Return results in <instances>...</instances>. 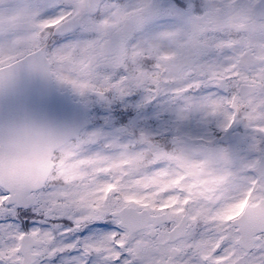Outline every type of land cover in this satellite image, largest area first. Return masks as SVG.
<instances>
[{
  "label": "snow or ice",
  "instance_id": "6c2138e0",
  "mask_svg": "<svg viewBox=\"0 0 264 264\" xmlns=\"http://www.w3.org/2000/svg\"><path fill=\"white\" fill-rule=\"evenodd\" d=\"M34 85L82 117L0 130L68 169H0V264H264V0H10L0 97Z\"/></svg>",
  "mask_w": 264,
  "mask_h": 264
},
{
  "label": "water",
  "instance_id": "95a60500",
  "mask_svg": "<svg viewBox=\"0 0 264 264\" xmlns=\"http://www.w3.org/2000/svg\"><path fill=\"white\" fill-rule=\"evenodd\" d=\"M62 121H76L82 117V109L71 97L55 90L49 92L38 85L32 86L19 98L0 97V130H9L23 136L44 134L52 131L43 116ZM19 147V146H18ZM54 149L49 146L31 156H0V169L7 167L15 176L38 182L47 179L53 167Z\"/></svg>",
  "mask_w": 264,
  "mask_h": 264
},
{
  "label": "flooded vegetation",
  "instance_id": "af4514ba",
  "mask_svg": "<svg viewBox=\"0 0 264 264\" xmlns=\"http://www.w3.org/2000/svg\"><path fill=\"white\" fill-rule=\"evenodd\" d=\"M120 2L127 3V0H120ZM9 6H10V0H0V7L7 8ZM212 163H217L215 165H212L213 168L223 167V162H212ZM248 206H249V201L248 200H245L244 201V204L240 207L239 212H236L234 214V216L233 217H230V218H235V217L240 216L241 214L244 213L245 208H247Z\"/></svg>",
  "mask_w": 264,
  "mask_h": 264
},
{
  "label": "rangeland",
  "instance_id": "374dc122",
  "mask_svg": "<svg viewBox=\"0 0 264 264\" xmlns=\"http://www.w3.org/2000/svg\"><path fill=\"white\" fill-rule=\"evenodd\" d=\"M162 2H163V0H162ZM49 14H51V12ZM58 168L62 169L64 172L68 171V169L65 168V165H64L63 161L59 162ZM89 179H90V177H89Z\"/></svg>",
  "mask_w": 264,
  "mask_h": 264
}]
</instances>
